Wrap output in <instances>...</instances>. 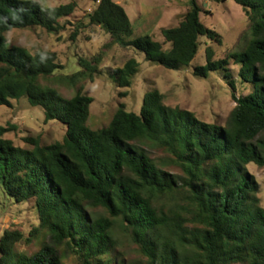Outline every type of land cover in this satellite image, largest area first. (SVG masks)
Instances as JSON below:
<instances>
[{
	"label": "trees",
	"instance_id": "obj_1",
	"mask_svg": "<svg viewBox=\"0 0 264 264\" xmlns=\"http://www.w3.org/2000/svg\"><path fill=\"white\" fill-rule=\"evenodd\" d=\"M93 1L88 27H99L110 35V44L143 53L146 61L166 69L188 68L201 37L222 44L221 36L201 22L204 8L198 0H188L177 26L162 30L163 43L135 35L126 11L114 0ZM234 2L248 19L245 46L219 60L207 47L206 63L193 69L199 78L218 71L229 76L233 61L242 82L250 84L249 94L233 95L236 105L225 125L166 105L156 90L145 94L140 113L120 103L109 124L93 130L87 121L94 98L78 89L68 99L41 83L62 67L57 54L31 53L10 45L6 37L33 27L59 36L70 25L61 20L76 5L0 0V107L26 98L41 108L45 123L66 127L60 141L43 145L41 136L26 137L27 147H20L6 138L14 126L0 125L2 191L16 203L35 201L47 237L28 255L15 250L23 235L6 230L0 264H64L69 257L76 264H134L120 251L118 232L136 246L143 264H264V208L258 182L247 169L250 164L264 167V0ZM84 28L77 25L69 40L75 42ZM99 61L79 59L81 70L66 79L76 85L87 75L93 82ZM139 65L130 58L110 70L117 88L131 87ZM150 148L166 155L163 162L149 156ZM38 232L33 230L31 237Z\"/></svg>",
	"mask_w": 264,
	"mask_h": 264
},
{
	"label": "rangeland",
	"instance_id": "obj_2",
	"mask_svg": "<svg viewBox=\"0 0 264 264\" xmlns=\"http://www.w3.org/2000/svg\"><path fill=\"white\" fill-rule=\"evenodd\" d=\"M33 1L43 7L74 3L75 12L61 20L62 23L69 22L70 25L66 23V30L59 36L33 27L13 30L7 33L6 37L10 45L23 47L31 53L41 49L57 54L58 64L62 67L54 76L41 80V83L57 90L68 99L73 97L78 89L94 98L87 121L88 127L93 130L107 126L120 103L125 105L127 111L140 113L145 94L156 90L164 95L166 105L190 111L206 123L223 126L236 105L233 95L240 97L251 91L250 84L240 79L239 66L233 61H230L228 67L229 76L224 71L213 72L208 78H199L193 74L195 67L206 63L207 47L214 50L215 60L225 59L229 53H240L250 37L248 19L234 0L220 2L198 0L204 8V12L200 15L201 22L221 36L222 44L218 45L201 37L198 54L189 67L183 70H169L152 64L145 60L143 53L110 44V35L99 27H88L86 17L96 5L93 0ZM114 1L126 11L135 35H149L155 41L162 43L164 42L162 30L177 26L188 10V0ZM80 24L86 28L80 30L75 42H71L69 36ZM96 57L100 58L99 72L93 82L87 75L79 77L76 85H72L66 79L67 76L81 70L79 59L92 60ZM130 58H135L139 62V72L132 77L130 88L119 89L114 83L110 70L122 66ZM120 92H127V96L121 97ZM11 104L10 107H0V125L14 126L15 130L6 134V138L11 139L15 145L27 147L24 138L37 136L42 137L43 145H49L62 140L65 136L66 127L63 124L58 121L45 123L41 108L30 106L26 98L12 100ZM146 150L149 156L159 163L166 157L162 151L155 148ZM247 169L258 182V197L261 207L264 208V167L259 168L250 164ZM166 170L173 175H181L180 170L175 167H166ZM40 224L34 200L16 203L13 198L4 194L0 185V239L6 230L19 231L24 238L15 245V250L31 255L47 241L46 231ZM35 229L39 232L35 238H32L31 233ZM29 239L32 241H27ZM117 239L119 249L127 261L143 264L144 260L136 246L126 236L118 232ZM64 264H76V262L73 257H69L65 259Z\"/></svg>",
	"mask_w": 264,
	"mask_h": 264
}]
</instances>
